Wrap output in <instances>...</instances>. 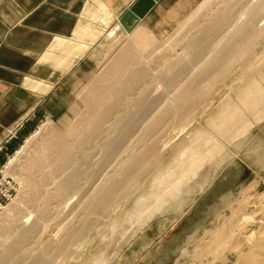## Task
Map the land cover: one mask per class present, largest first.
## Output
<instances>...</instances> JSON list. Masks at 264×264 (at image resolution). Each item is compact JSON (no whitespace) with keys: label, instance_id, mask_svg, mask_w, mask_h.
Masks as SVG:
<instances>
[{"label":"rangeland","instance_id":"rangeland-1","mask_svg":"<svg viewBox=\"0 0 264 264\" xmlns=\"http://www.w3.org/2000/svg\"><path fill=\"white\" fill-rule=\"evenodd\" d=\"M108 12L102 4L89 8L80 34V41L90 35L95 40L103 28L107 35L112 31L105 54L61 89L52 115L35 110L23 119L24 127L0 154V177L4 169L19 185L0 212V256L14 249L12 259L1 256L0 264H31L40 253L45 264H264V173L255 182L249 174L233 196L226 195L228 184L209 192L253 127L264 121V0H203L161 36L134 20L129 31L121 23L111 28ZM226 13L229 21L203 32ZM118 27L127 33L115 37ZM74 43L79 50L71 51ZM86 46L76 39L61 41L46 61L62 67L69 52L82 53ZM122 55L132 68L148 72L146 94L133 111L149 110L136 126L129 154L152 150L134 177L123 176L125 163L103 166L106 146L98 141L68 147L71 163L64 168L39 161L51 151L47 143L81 123L91 87ZM30 85L43 91L38 81ZM170 106L177 114L168 113ZM153 115L160 119L150 130ZM220 115L230 121L226 128ZM88 153L89 162L83 160ZM74 169L96 170L98 179H76L77 188L59 194V183ZM116 180L124 182L121 194L91 212L100 191ZM236 182L229 185L235 188ZM23 233L26 241L19 239Z\"/></svg>","mask_w":264,"mask_h":264},{"label":"crops","instance_id":"crops-1","mask_svg":"<svg viewBox=\"0 0 264 264\" xmlns=\"http://www.w3.org/2000/svg\"><path fill=\"white\" fill-rule=\"evenodd\" d=\"M137 1L0 0V141L35 110L52 115L61 89L69 86L70 81L81 79L91 63L105 54L103 46L108 28H103V34L95 40L91 35L82 36L81 41L88 44V48L79 54L69 52L62 67H56L57 62L52 60H44L61 41L76 39L81 42L85 12L102 4L113 18V28ZM202 1L156 0L147 14L134 22L138 28L161 36L189 16ZM126 33L123 27H118L115 37ZM30 81H38L43 91L30 89ZM47 87H50L48 91ZM244 142L237 159L225 166L216 181L210 183L209 192L228 184L226 195L233 196L249 174L253 182L261 178L264 173V121L253 127ZM232 180H237L235 188L229 185Z\"/></svg>","mask_w":264,"mask_h":264},{"label":"bare ground","instance_id":"bare-ground-1","mask_svg":"<svg viewBox=\"0 0 264 264\" xmlns=\"http://www.w3.org/2000/svg\"><path fill=\"white\" fill-rule=\"evenodd\" d=\"M227 21H229L228 13H226L217 20L211 21L209 24L205 25L202 28V30L204 33H212L214 30H216V28L219 27V25H221L222 23H226ZM242 28L243 27L241 26V29ZM236 31L239 32L240 27L237 28ZM113 35L114 33L112 31L108 33V36H113ZM228 44L229 43H227L224 46L226 49L228 48L227 47ZM78 45L79 43L77 44L74 43L71 51L79 50ZM126 59L127 58H125V55H122V57L116 59L110 66H108L105 69L103 76L99 78L100 80L99 83L91 87L87 96L89 98L85 99L86 111L83 114V117L81 116L82 117L81 123L76 125L72 129L70 128V130H68L67 132L59 133L55 141L51 142L50 144L47 143L49 145L47 146L48 148H51V151L43 155L41 158L40 157L37 158L39 159V161H42V163H46V164H51L56 162L59 168L62 167L64 168L71 163V158L69 155H67L68 147L71 146L76 148L84 147L87 146V144L89 145V143H91L92 141L95 142L98 141L104 147L106 146L104 151V156L102 157V161H101L103 163V166L107 165V167H110L113 164L124 165L125 163L124 167L126 168L123 169V176L126 179H130L134 177L136 172L143 165L145 156H148L147 152H150L152 150V147H148L146 152L143 151V153L141 154H137L134 156H131L129 154L132 143V137L134 136L133 135L134 131L137 128L136 126H138L139 121L141 118H143L145 112H148L149 110V107H147L146 109H142V111L144 112L142 114H138V113L135 114L136 110L133 111L134 107L136 106L139 107L141 101L143 100L146 94V91L142 89V86L145 82H147L148 72L144 69L132 68L129 65V61H126ZM44 60L45 61L47 60V56L44 57ZM169 112L177 114L176 107L174 106L168 107V113ZM222 115H220L219 117L221 119V120L219 119L220 125L225 124V128H226V126H229L230 121L225 120L227 119V115L224 116ZM124 116H127L125 122H123ZM152 118L154 119V121L148 127L150 128V130H153L157 126L160 116L153 115ZM117 122L118 125L115 134H112L113 130H115V128H113L114 127L113 125L115 123L117 124ZM32 138L33 136L29 137L27 143H29ZM193 151L196 150L193 149ZM19 152H22V150ZM191 155L193 156L194 154ZM91 157L92 155L88 153L86 158L83 160L84 161L87 160V162H89L91 161L90 159ZM12 163H13V159L11 158L8 163V166L12 165ZM87 172H84L83 170L81 171L79 169H74L72 175H68L67 178H65L59 183V187H58L59 194L65 195L66 193L72 191L74 188H77L78 180L76 179L79 178L82 179L84 177H87L89 179H94V178L96 179L97 176L96 170H91ZM105 175L109 176L110 171ZM123 186H124V182H122V180L121 181L116 180L110 186L101 190L97 196L96 203L93 206L89 207L91 209V212L97 211L99 207H103V208L107 207L109 198L113 197L117 193L121 194L120 193L121 190L124 189ZM33 193L36 192L34 191ZM120 228H122V225ZM27 238H28V233H23L19 239L21 240L25 239L26 241ZM1 256H3V258L7 257L9 259H12V257L14 256V249L11 248L10 250L6 251L5 255H1ZM39 263L45 264L44 253H40L37 257L35 256L31 264H39ZM1 264H4V262H1Z\"/></svg>","mask_w":264,"mask_h":264},{"label":"built area","instance_id":"built-area-1","mask_svg":"<svg viewBox=\"0 0 264 264\" xmlns=\"http://www.w3.org/2000/svg\"><path fill=\"white\" fill-rule=\"evenodd\" d=\"M24 127V122L18 123L0 142V154L5 150L6 144L9 143ZM19 190V185L13 177L6 174L5 170H1L0 177V212L4 211L10 202L15 198Z\"/></svg>","mask_w":264,"mask_h":264},{"label":"water","instance_id":"water-1","mask_svg":"<svg viewBox=\"0 0 264 264\" xmlns=\"http://www.w3.org/2000/svg\"><path fill=\"white\" fill-rule=\"evenodd\" d=\"M155 2L156 0H138L120 19L121 25L128 30L129 22L139 17H144L154 6Z\"/></svg>","mask_w":264,"mask_h":264}]
</instances>
